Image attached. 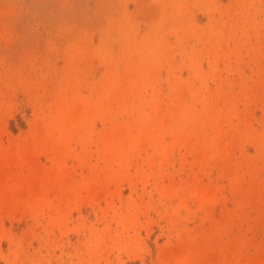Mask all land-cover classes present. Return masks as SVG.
I'll use <instances>...</instances> for the list:
<instances>
[{"label":"rangeland","instance_id":"obj_1","mask_svg":"<svg viewBox=\"0 0 264 264\" xmlns=\"http://www.w3.org/2000/svg\"><path fill=\"white\" fill-rule=\"evenodd\" d=\"M0 264H264V0H0Z\"/></svg>","mask_w":264,"mask_h":264}]
</instances>
